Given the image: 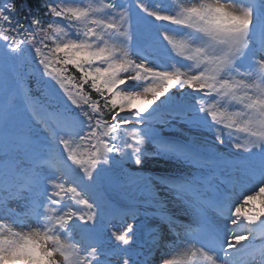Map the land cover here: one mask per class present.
I'll use <instances>...</instances> for the list:
<instances>
[{"label": "snow or ice", "instance_id": "obj_1", "mask_svg": "<svg viewBox=\"0 0 264 264\" xmlns=\"http://www.w3.org/2000/svg\"><path fill=\"white\" fill-rule=\"evenodd\" d=\"M73 5L0 0V186L19 185L0 196V264H264V213L242 212L247 192L264 193V0ZM33 51L40 82L65 99L56 126L16 102ZM164 130L187 140L168 142ZM226 139L236 151L225 155ZM53 151L62 168L46 174ZM158 155L189 170L167 195L154 190L167 177L125 166ZM229 171L251 185L243 203L216 183ZM172 195L200 209L188 224ZM119 214L143 216L139 251L134 224L105 239Z\"/></svg>", "mask_w": 264, "mask_h": 264}, {"label": "rangeland", "instance_id": "obj_2", "mask_svg": "<svg viewBox=\"0 0 264 264\" xmlns=\"http://www.w3.org/2000/svg\"><path fill=\"white\" fill-rule=\"evenodd\" d=\"M172 1L175 3V0H172ZM145 3H146V5L148 4L147 0H145ZM149 4H150L149 7H153L154 0H149ZM173 38L176 39V40H179V39H177L175 37H173ZM20 95H21V93L19 92L18 96H20ZM18 96H17L16 100L19 98ZM188 131H190L191 134H193V135H201V136L208 135L207 133H204V132H196V131H193V130H188ZM162 135H164L166 137H170V139H173V140H176V139L181 140V141H186L187 140V136H181L180 133L174 132V131H171V130H164L162 132ZM210 138L211 137L209 136V139ZM144 147H146L148 150H150L148 143ZM220 151L222 153H224L225 155L228 152H232V142H231V140L226 139L225 144L221 146ZM153 161H155V162H153ZM145 162H146V165L149 166L150 170L156 171L158 173L159 172L167 173V171L170 172V173H177V172L183 171V169L178 165L180 163V161H178L176 159H173V158H170V157H168L166 155L154 156V157H151V158H149L147 160L145 159ZM158 164H161V166L159 168H158ZM168 165L171 166V167L169 168V170H166V166H168ZM14 187L16 189H18L17 187H19V185L13 186V188ZM17 191H19V190H17ZM172 202L174 204H176V201H172ZM9 203H10L11 207H13V208H17L18 206H22V204H21L22 201H20L19 199H16V198H14L13 200L9 201Z\"/></svg>", "mask_w": 264, "mask_h": 264}, {"label": "trees", "instance_id": "obj_3", "mask_svg": "<svg viewBox=\"0 0 264 264\" xmlns=\"http://www.w3.org/2000/svg\"><path fill=\"white\" fill-rule=\"evenodd\" d=\"M16 2H23L26 5H30V7H32L33 11H36L39 8V5L43 2V0H16ZM78 76H79V74L76 73L77 78H78ZM92 95L94 98L95 94L92 93Z\"/></svg>", "mask_w": 264, "mask_h": 264}, {"label": "bare ground", "instance_id": "obj_4", "mask_svg": "<svg viewBox=\"0 0 264 264\" xmlns=\"http://www.w3.org/2000/svg\"><path fill=\"white\" fill-rule=\"evenodd\" d=\"M212 1H214V0H212ZM261 213H263V212H261V211H257L254 215H259V214H261Z\"/></svg>", "mask_w": 264, "mask_h": 264}]
</instances>
